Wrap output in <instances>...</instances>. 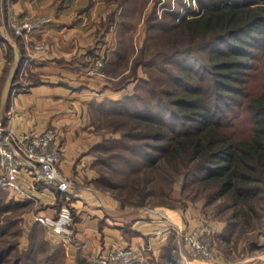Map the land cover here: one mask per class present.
<instances>
[{"label":"trees","instance_id":"16d2710c","mask_svg":"<svg viewBox=\"0 0 264 264\" xmlns=\"http://www.w3.org/2000/svg\"><path fill=\"white\" fill-rule=\"evenodd\" d=\"M199 3L191 16L171 11L172 27L189 39L200 34L210 37L200 47L172 48L165 57L170 65L152 62L166 73L162 85L140 78L148 84L145 93L136 89L95 102L91 109L114 120L113 130H124V139L145 140L122 145L132 154L126 160L131 174L158 170L167 178L184 171L209 185L212 197L226 196L234 205H249L264 191V79L257 89L244 85L249 70L260 68L256 62L264 60V0ZM109 140L106 137L94 150L109 149ZM100 162L97 157L96 165ZM28 204L14 196L7 199L0 186V216ZM14 221L0 225V264H54L56 255H62L58 248L45 257H30V263L35 241L28 251L21 250V227L13 229ZM8 233L17 237L2 245Z\"/></svg>","mask_w":264,"mask_h":264},{"label":"crops","instance_id":"0c3cea01","mask_svg":"<svg viewBox=\"0 0 264 264\" xmlns=\"http://www.w3.org/2000/svg\"><path fill=\"white\" fill-rule=\"evenodd\" d=\"M112 9L107 0H0V65L25 70L22 80L15 78V71L4 77L0 120L18 133L57 129L62 170L71 183L62 192L44 183L36 185L28 172H21L23 186L41 200L39 207L28 200L32 208L24 215L25 230L34 232L43 226L51 247L66 255L67 264H89L92 253L112 243L136 248L137 259L131 264H167L181 256L176 228L188 230L203 222L202 212L195 205L162 208L168 220L149 207L125 204L113 191L96 184L100 172L93 148L103 135L96 131L92 105L131 92L127 84L118 85L108 74L85 71L102 48L109 50L115 44L103 23ZM14 13L53 16L37 35L46 40L43 51H33L30 43L12 32L8 18ZM65 202L74 211L78 245H64L34 218L36 210L56 214ZM182 252L190 264H234L221 251L214 260L195 257L186 244ZM242 264H264V257Z\"/></svg>","mask_w":264,"mask_h":264},{"label":"rangeland","instance_id":"374dc122","mask_svg":"<svg viewBox=\"0 0 264 264\" xmlns=\"http://www.w3.org/2000/svg\"><path fill=\"white\" fill-rule=\"evenodd\" d=\"M107 1H111L113 9L108 13L106 19H103L105 20L103 23L107 26L106 30L112 33L111 37L113 36L112 40L115 41V44L111 45L109 50L107 49L108 46L105 51L102 48L96 55L107 53L103 67L104 73L110 75L111 79L113 78L118 85L127 84L131 88L130 93L135 92L136 89L145 93L148 84L142 82L140 78L143 77L150 80L155 79L159 86L162 85L160 83L166 79V73L153 67L151 63L170 65L166 62L167 58L165 57L172 48L188 44L200 47L204 40L210 37L209 34H200L189 39L180 35L177 30L175 31L176 28L173 29L172 27L173 18L170 12L178 10L181 16L194 15L198 11L199 0ZM205 1L209 2L210 0ZM24 14L14 13L10 14L8 18V24L12 32L20 37L22 36L17 34L10 25V16ZM38 14L47 13H34L33 15ZM112 46L115 47L112 48ZM30 48L33 51H38L33 49L31 43ZM116 52L117 54H115ZM201 53L206 57L209 56L207 51ZM262 59L256 62L260 68L249 70L248 80L245 78L246 84L244 85H247L251 90L257 89L263 81L262 79H264V68H262L264 60ZM11 68L0 65V109L2 108V96L5 89L4 77L12 75V72L15 71V68ZM21 69H23V72L25 71L23 67L19 71L17 69L14 73L15 78H24L25 74H21ZM151 69L152 72L149 73ZM92 118L96 125V131L103 135V140L106 137L111 140L106 143L107 146H110L109 149L102 146L95 150L93 148L94 153L101 161L96 165L100 172L99 178L96 179L98 186L122 196L125 204L133 206L162 209L195 205L203 215V222L199 224L206 225L213 233L216 253L217 251L223 252L230 263L234 264L248 263L253 258L264 257V191L252 199L249 205H234L226 196L212 197L209 185L206 186L202 184V181L185 175L184 171L175 177H173L174 175H168L167 178H164L158 170L131 174V168L126 160L131 158L132 154L122 145L126 143L141 144V141L145 140L131 141L128 138L124 139V130L114 131L113 123L115 121L104 116L100 111L92 113ZM124 129H128L127 125ZM115 138L122 139L112 141ZM4 190L7 199L13 198L10 191ZM30 208L32 207L28 204L26 208L16 207L12 209L4 215L5 217L1 214L0 225H7L16 219L18 224L14 221L13 229L21 227V233L18 236L21 250L28 251L30 245L35 241L32 254L29 255V260L27 259L32 263L33 260L30 257L32 259L45 257V255H51L50 253L54 250L49 243L43 226H38L39 228L34 230V238L33 230L28 231V228L25 230L24 215ZM5 218L9 220H5ZM15 237L17 236L8 233L6 238H2L1 244L3 245L5 241ZM65 257L66 255H56L54 264H67Z\"/></svg>","mask_w":264,"mask_h":264},{"label":"built area","instance_id":"2783aa9c","mask_svg":"<svg viewBox=\"0 0 264 264\" xmlns=\"http://www.w3.org/2000/svg\"><path fill=\"white\" fill-rule=\"evenodd\" d=\"M53 19L50 14L12 15L10 25L17 34L31 43L34 50L43 51L46 47L45 39L37 35H41ZM104 64L105 54L99 53L85 71L89 75H105ZM23 73L21 69V74ZM62 160L57 129L48 127L18 133L0 121V186L10 191L14 197L30 200L37 207L41 205L40 198L23 186L19 178L22 171L28 172L36 185L44 183L59 191H67L71 183L62 170ZM151 210L171 220L164 209L152 208ZM34 218L46 227L53 238L64 245H78L74 211L67 202L63 203L54 215L36 210ZM171 226L175 227V224ZM176 231L178 233L177 247L181 251V256L177 261L167 264H190L186 254L182 252L185 244L195 257L216 259L213 233L206 225L197 224L188 230L177 227ZM136 259L135 247L112 243L101 251L92 253L89 264H131Z\"/></svg>","mask_w":264,"mask_h":264}]
</instances>
